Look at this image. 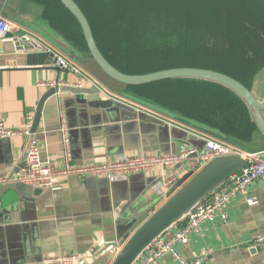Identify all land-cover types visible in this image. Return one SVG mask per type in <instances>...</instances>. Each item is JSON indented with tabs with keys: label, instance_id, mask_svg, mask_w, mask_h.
<instances>
[{
	"label": "crops",
	"instance_id": "crops-1",
	"mask_svg": "<svg viewBox=\"0 0 264 264\" xmlns=\"http://www.w3.org/2000/svg\"><path fill=\"white\" fill-rule=\"evenodd\" d=\"M45 9L32 0H5L0 11V17L12 24L9 37L0 42V120L7 127L20 128L27 116H34L38 101L47 90L40 83L56 82L74 88L82 85L78 88L81 92H58L44 103L34 133L41 160H53L57 166L66 162L98 164L122 155L177 154L202 148L205 137L223 141L184 125L176 117L113 95L106 81L95 76L87 56L83 71L98 81L106 93L84 75L59 69L56 62L37 66L39 57L28 56L36 55V50L16 52L9 41L24 34L20 26L43 31L47 37L62 35L45 18ZM254 84L251 92L264 102V86L256 94ZM115 101L131 109L117 107ZM62 125L66 143L60 131ZM25 143L23 136L0 140V188L18 172ZM192 160L194 157L189 156L162 173L132 174L113 183L103 178H58L51 188L36 189L33 198L19 196L16 200V193L9 191L0 206V264H39L42 257L69 253L80 255L75 264H110L123 242V220L134 212L144 215L157 209L168 191L162 189L161 177H181L192 169ZM247 197L256 198L257 203L249 206L243 197L235 196L225 220L215 217L204 223L199 233L190 234L188 245H178L183 258L190 262L203 257V264H264V251L251 247L255 237L264 233V178L249 186ZM179 226L177 223L165 234L170 237ZM154 264L178 263L165 255Z\"/></svg>",
	"mask_w": 264,
	"mask_h": 264
},
{
	"label": "trees",
	"instance_id": "trees-1",
	"mask_svg": "<svg viewBox=\"0 0 264 264\" xmlns=\"http://www.w3.org/2000/svg\"><path fill=\"white\" fill-rule=\"evenodd\" d=\"M32 1L46 7L44 16L55 29L87 51L78 24L58 0ZM74 1L104 57L123 73L203 68L251 90L264 67V0ZM125 90L177 113L179 121L199 131L206 132L188 121L244 141L255 129L241 100L214 83L173 79Z\"/></svg>",
	"mask_w": 264,
	"mask_h": 264
},
{
	"label": "water",
	"instance_id": "water-1",
	"mask_svg": "<svg viewBox=\"0 0 264 264\" xmlns=\"http://www.w3.org/2000/svg\"><path fill=\"white\" fill-rule=\"evenodd\" d=\"M58 1L73 16L78 24L87 48L86 53H82L71 42L58 33H55L57 37H47L43 31H39L38 33L27 27H20L52 45L72 62L77 63V65L82 69H84L83 63L87 56L88 61L92 63L95 72L97 73L95 76L100 79L102 78L103 81H106L105 83L108 87L106 85L105 86L109 92L113 93V95L115 94L118 97L124 98L137 106L155 111L168 117L172 116L178 118L179 115L150 101L138 98L131 93L126 92V87L147 85L154 82L173 79L200 80L224 87L236 95V97L241 100L247 109L250 121L255 126V129L250 133L249 140H240L237 137L224 134L216 128H211L195 121L189 120L188 122L242 151L249 153H259L264 151V102L259 101L253 95L251 90L246 88L239 81L214 70L195 67H177L146 74L123 73L112 66L100 51L94 39L90 24L78 4L74 0ZM4 2L5 0H0V11L3 9ZM9 43L14 46L15 51L18 53L36 50L38 52L36 55L28 54V56H35V58L39 57L40 61L37 63V66H42L44 64L48 65L56 62L54 53L48 51L44 43L40 40L26 39L24 36L20 37L19 35H15L12 39H10ZM260 73L264 75V67L255 75V79ZM65 91L72 93L81 92L83 90L66 85L49 88L39 99L33 116L32 127L30 130L31 135L26 139L25 151L19 164L17 165L18 169L26 159L28 148L34 138V133L36 132L39 124L44 103L50 97L58 94V92ZM114 105L127 110L131 109L127 105L116 101L114 102ZM202 148H196L195 153L192 156L196 158ZM245 166L246 163L241 157L237 155H230L216 157L202 165L197 171L190 170L183 174L166 192L164 202L157 209L152 211L150 214L147 213L144 215L134 212L123 220L121 228V231L125 234L122 239L123 242L110 264H134L136 259L158 236L180 222L212 189L226 181L232 174L236 173ZM36 189L44 190L14 181H10L9 184H3L0 188V206L6 200V195L9 191L16 193L17 200L20 197L33 198L34 196H32V193Z\"/></svg>",
	"mask_w": 264,
	"mask_h": 264
},
{
	"label": "built area",
	"instance_id": "built-area-1",
	"mask_svg": "<svg viewBox=\"0 0 264 264\" xmlns=\"http://www.w3.org/2000/svg\"><path fill=\"white\" fill-rule=\"evenodd\" d=\"M18 28V27H16ZM24 32L26 39L40 40L44 43L48 51L53 52L59 69L72 74L84 75L90 83L106 93L104 88L81 67L72 62L68 57L59 52L52 45L48 44L40 37L20 27ZM12 31V24L0 17V42L9 37ZM40 86L56 88L62 86L56 82H43ZM75 87L81 88L82 85ZM33 117L27 116L22 127L17 129L9 128L0 120V140L12 139L17 136L28 138L31 135ZM63 135V142L66 143V129L62 125L60 129ZM204 146L197 155L192 165L193 171H197L202 165L216 157L237 155L241 157L246 166L236 173L232 174L226 181L212 189L193 209L178 223L180 226L168 237L165 232L158 236L150 246L136 259L134 264H154L165 255H170L178 264H203V257H196L192 261H187L180 254L177 246H186L189 243L190 234H197L200 227L206 222H212L215 217L226 219V210L235 196H241L250 206L257 203L256 198L247 197L249 186L258 179L264 178V151L259 153H249L242 151L232 145L212 137H205ZM195 153V149L190 148L181 153L175 154H156L144 153L135 155H122L113 160H107L98 164H80L69 165L67 162L64 166H57L53 160H41L40 150L37 142L31 141L27 151L24 163L19 168L11 181L20 182L41 189L51 188L58 178L76 176L80 179L85 178H103L113 183L127 179L132 174L159 172L171 169L177 164L185 161L189 156ZM68 156L65 153V159ZM178 176L171 174L161 177L160 185L162 189L169 190L178 180ZM5 182V181H3ZM251 247L264 251V233L255 237ZM118 251V250H117ZM80 255L77 253L57 254L42 257L39 264H75L79 261Z\"/></svg>",
	"mask_w": 264,
	"mask_h": 264
},
{
	"label": "rangeland",
	"instance_id": "rangeland-1",
	"mask_svg": "<svg viewBox=\"0 0 264 264\" xmlns=\"http://www.w3.org/2000/svg\"><path fill=\"white\" fill-rule=\"evenodd\" d=\"M262 70V68L258 71L260 72ZM255 80H257V83L254 84ZM253 84H254V91L256 94H260V90H261V86H264V75L262 73H260L257 78L253 80ZM253 84L251 87H253ZM192 162H195V159L192 160Z\"/></svg>",
	"mask_w": 264,
	"mask_h": 264
}]
</instances>
